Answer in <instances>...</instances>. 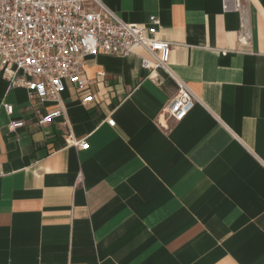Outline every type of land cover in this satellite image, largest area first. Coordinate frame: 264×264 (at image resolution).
Segmentation results:
<instances>
[{
  "label": "crops",
  "instance_id": "1",
  "mask_svg": "<svg viewBox=\"0 0 264 264\" xmlns=\"http://www.w3.org/2000/svg\"><path fill=\"white\" fill-rule=\"evenodd\" d=\"M103 2L160 19L168 72L92 56L44 125L59 103L0 75V264H264V0ZM177 80L196 98L180 122Z\"/></svg>",
  "mask_w": 264,
  "mask_h": 264
},
{
  "label": "built area",
  "instance_id": "2",
  "mask_svg": "<svg viewBox=\"0 0 264 264\" xmlns=\"http://www.w3.org/2000/svg\"><path fill=\"white\" fill-rule=\"evenodd\" d=\"M161 26L155 15L145 25L126 22L103 0H0V75L12 87L27 88L33 98L59 103L41 116L39 124H48L65 114L60 101L66 83L85 85V67L92 56H127L144 49L149 56H141L143 69L150 75L168 72L174 44L158 37ZM93 99L88 95L82 101ZM195 103L190 87L177 80V91L167 105L172 118L182 121ZM3 106L14 113L12 104ZM25 125L18 119L8 126L14 131ZM67 142L79 149L90 147L87 138L69 135Z\"/></svg>",
  "mask_w": 264,
  "mask_h": 264
}]
</instances>
